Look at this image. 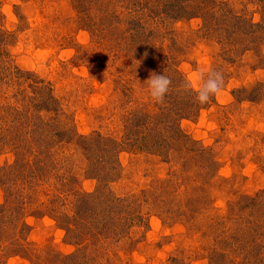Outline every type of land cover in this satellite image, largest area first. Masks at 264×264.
I'll list each match as a JSON object with an SVG mask.
<instances>
[{
    "label": "rangeland",
    "instance_id": "rangeland-1",
    "mask_svg": "<svg viewBox=\"0 0 264 264\" xmlns=\"http://www.w3.org/2000/svg\"><path fill=\"white\" fill-rule=\"evenodd\" d=\"M176 4L0 0V264H264V44ZM209 67L200 105L178 78ZM153 73L190 103L152 101Z\"/></svg>",
    "mask_w": 264,
    "mask_h": 264
},
{
    "label": "trees",
    "instance_id": "trees-1",
    "mask_svg": "<svg viewBox=\"0 0 264 264\" xmlns=\"http://www.w3.org/2000/svg\"><path fill=\"white\" fill-rule=\"evenodd\" d=\"M176 1H177L176 5L188 11H189L188 6H196L198 4L196 2H192L194 0H176ZM188 3L190 5H188ZM261 5H262V8L260 10L261 17L259 22H255V19L249 18L246 14H243V12H238L233 8L232 5L228 3H223V0H204V2L197 5V7L201 10V13L199 15H201L200 17L204 19L206 28L208 29L207 34L217 36L220 43L227 46L228 50L237 53L240 52V50H243V52H249L250 50H253L255 46L261 48L260 45L264 44V1L263 0L261 1ZM177 11L179 10L177 9ZM190 15L191 18L197 17L194 16V13ZM205 16L207 20L205 19ZM89 26L92 28V30L96 29V27H94V24L92 22L89 23ZM139 32H142V29L139 28ZM140 36L142 37V35ZM4 45L7 46V44ZM140 49L141 47H137L136 53L139 52ZM3 56L6 57V55L4 54ZM141 59L143 58L137 59L138 64L141 62ZM3 62L7 63L6 59H4ZM176 74L178 77H180L179 72H176ZM178 82L179 84H181L180 90L183 93L187 94V96L191 95V92L189 91L187 83L185 82L184 78L183 77L178 78ZM257 89L264 92L263 84H261V86H258ZM192 93L194 94V92ZM43 95L44 97L46 96L45 93ZM174 95L175 97H173ZM46 98L50 102L48 100H43L42 103L36 105L34 104V106H37L38 108L37 110L39 111L56 113L57 107L55 106L54 100L48 96ZM171 98L177 99V101L182 102V104H185V106L191 101L189 100V102L185 103V101L180 99L181 98L180 94L175 92H172L171 94L168 93L165 97V99L167 100L168 99L171 100ZM24 105H29L30 108L29 103H25ZM33 111L34 110H31L27 114H31V112ZM182 111H184V108L182 109ZM25 119L29 120L27 118ZM141 126H145V125H141ZM134 128L138 130L140 127L138 126L137 123L134 124L132 123L131 129Z\"/></svg>",
    "mask_w": 264,
    "mask_h": 264
},
{
    "label": "clouds",
    "instance_id": "clouds-1",
    "mask_svg": "<svg viewBox=\"0 0 264 264\" xmlns=\"http://www.w3.org/2000/svg\"><path fill=\"white\" fill-rule=\"evenodd\" d=\"M187 81L188 88L195 91V99L200 105L221 94L225 84L223 73L210 67L191 73ZM146 82L151 100L162 104L172 85L171 78L164 73H153Z\"/></svg>",
    "mask_w": 264,
    "mask_h": 264
}]
</instances>
